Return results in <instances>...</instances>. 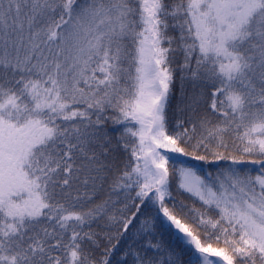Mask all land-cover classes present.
<instances>
[{"label": "snow or ice", "instance_id": "1", "mask_svg": "<svg viewBox=\"0 0 264 264\" xmlns=\"http://www.w3.org/2000/svg\"><path fill=\"white\" fill-rule=\"evenodd\" d=\"M0 264H264V0H0Z\"/></svg>", "mask_w": 264, "mask_h": 264}, {"label": "trees", "instance_id": "2", "mask_svg": "<svg viewBox=\"0 0 264 264\" xmlns=\"http://www.w3.org/2000/svg\"><path fill=\"white\" fill-rule=\"evenodd\" d=\"M177 160L178 161H184L186 163H189L190 165H192L193 167H196L197 169H199L201 171H207V170H209V165L206 164L205 162L188 160V158H184V157H178ZM213 167H215V166H213ZM189 202L191 203V201H189ZM196 206L198 207L199 204H197Z\"/></svg>", "mask_w": 264, "mask_h": 264}]
</instances>
